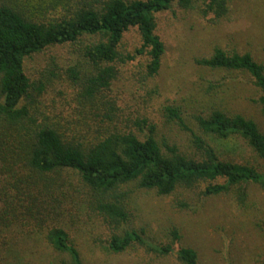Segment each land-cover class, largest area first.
Masks as SVG:
<instances>
[{
    "label": "trees",
    "instance_id": "1",
    "mask_svg": "<svg viewBox=\"0 0 264 264\" xmlns=\"http://www.w3.org/2000/svg\"><path fill=\"white\" fill-rule=\"evenodd\" d=\"M230 2L0 0V264H38L44 254L55 264H85L91 247H100L91 254H130L139 264L168 257L201 264L194 249L180 245L177 231L153 246L125 227L129 188L168 197L202 187L206 197L234 192L244 205L243 186L264 189V132L218 109L194 116L193 128L178 107L160 106L148 115L138 93H125L119 67L142 59L134 83L139 93L153 95L146 83L159 75L166 54L158 16L178 10L215 27L229 16ZM132 30L139 45L124 53V36ZM62 46L77 48L85 64L72 79L78 87L73 112L53 107L46 85L53 83L37 82L28 66L34 56ZM193 65L223 79L245 77L264 117V63L252 54L216 47L194 57ZM160 121L185 134V150L157 140ZM232 140L259 164L223 160L210 144Z\"/></svg>",
    "mask_w": 264,
    "mask_h": 264
},
{
    "label": "rangeland",
    "instance_id": "2",
    "mask_svg": "<svg viewBox=\"0 0 264 264\" xmlns=\"http://www.w3.org/2000/svg\"><path fill=\"white\" fill-rule=\"evenodd\" d=\"M158 33L166 54L159 75L146 83L153 95L139 93L134 83L142 59L119 67V80L124 83L125 93H138V104L145 113L155 115L160 106L178 107L185 123L193 128L194 116L218 109L240 114L264 132V117L254 104L255 93L245 77L230 75L223 79L226 76L193 65L194 57H206L216 47L247 52L258 63H264V0H231L229 16L215 27L178 10L165 12L158 16ZM138 45L135 30L124 36V53H134ZM28 66L37 82L53 83L46 84L52 91L53 107L73 112L78 87L72 79L85 68L77 48H50L34 56ZM159 124L155 132L157 140L186 149L184 133L176 126L161 121ZM210 144L223 160L259 164L238 141ZM243 189L247 197L244 205H240L234 192L206 197L202 187H197L159 197L130 187L129 221L125 227L141 234L144 241L153 246L164 243L171 231H177L180 245L194 249L201 264H258L264 254V189L254 184L245 185ZM99 248L84 251L85 264H139L130 254L121 257L104 256L99 251L91 254ZM38 264L55 262L51 254H44ZM146 264L177 263L168 257L148 260Z\"/></svg>",
    "mask_w": 264,
    "mask_h": 264
}]
</instances>
